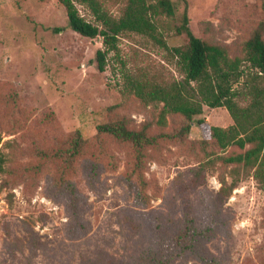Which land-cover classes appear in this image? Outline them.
I'll return each mask as SVG.
<instances>
[{"label":"rangeland","instance_id":"1","mask_svg":"<svg viewBox=\"0 0 264 264\" xmlns=\"http://www.w3.org/2000/svg\"><path fill=\"white\" fill-rule=\"evenodd\" d=\"M117 19L126 0H98ZM177 18L185 8L188 28L203 40L242 55L251 29L264 21V0H170ZM73 6L86 23H98L83 6ZM169 22H156L152 37L124 32L113 50L100 37L83 38L69 30L56 0H0V264H134L149 251L156 224L176 223L183 209L198 231L195 254L175 256L165 264H259L264 258V190L250 176H235L230 166L214 161L189 186L201 154L178 142H161L144 153L140 177L147 207L135 201L137 178L128 147L95 126L120 122L139 130L154 121L160 105H144L131 82L172 83L181 73L170 51L185 44ZM103 52L104 68L94 53ZM232 85L238 107L257 98L264 104V75L241 67ZM196 120H202L198 128ZM180 123L166 117L163 131ZM233 124L224 108L201 107L192 118L187 141H198L207 127ZM78 132L84 140L64 180L59 163L38 160ZM148 133V134H149ZM149 134V135H150ZM46 150V151H45ZM227 147L223 155L235 153ZM219 153V152H218ZM219 155V154H218ZM136 176V177H135ZM223 191L220 192V188ZM205 258L204 261L201 258Z\"/></svg>","mask_w":264,"mask_h":264},{"label":"trees","instance_id":"2","mask_svg":"<svg viewBox=\"0 0 264 264\" xmlns=\"http://www.w3.org/2000/svg\"><path fill=\"white\" fill-rule=\"evenodd\" d=\"M56 1L64 9L69 30L86 39L100 37L105 50H113L117 37L124 32L153 38L156 22L161 18L169 20L167 28L174 35H183L185 38L184 45L170 49L182 76L179 82H131L135 96L144 105H160L154 121L158 128L157 133L150 134L148 125L133 130L118 121L95 126L97 136L108 135L131 151L133 173L138 176H135L138 183L134 196L140 206L147 207L148 204L143 190L144 182L140 177L144 153L161 142H178L186 145L193 153L201 154L202 162L196 165L189 181L191 187L199 184L197 178L203 170L218 161L222 165L230 166V174L234 176V180L227 186L228 190L235 187V176L240 173L250 176L256 186L264 190V104L255 98L247 107H238L232 90V85L243 74L242 65L256 74L264 75V21H259L251 29L242 44V55L230 57L224 46L194 36L188 28L185 8L176 18L170 0H126L117 19L107 15L98 0ZM73 3L88 10L99 28L79 17ZM94 58L97 70L103 71V52L96 50ZM202 106L210 109L224 108L233 124L225 128L207 127L206 131L201 130L203 133L200 140L187 141L192 118L201 114ZM168 116L178 117L180 123L171 131H163ZM195 124L201 129L204 123L196 120ZM83 146L84 140L78 132H74L52 150L35 152L39 161L48 160L60 164L58 181L72 196L71 185L64 180L63 175H67L74 160L81 155ZM232 146L238 151L223 155L225 149ZM4 164L5 158L0 152V174L5 172ZM222 191L223 187L220 188V192ZM183 210L181 219L176 223L169 219L164 226L155 225L149 251L138 257L134 264H165L175 256L195 254L197 242L205 237V233L211 234V229L198 231L194 219L188 215L189 209ZM201 260L204 261L205 258ZM259 264H264V258L259 260Z\"/></svg>","mask_w":264,"mask_h":264}]
</instances>
